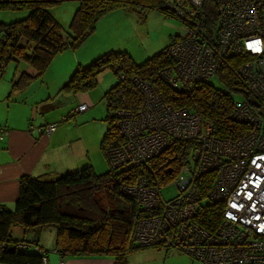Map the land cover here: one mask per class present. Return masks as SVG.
<instances>
[{
    "label": "trees",
    "instance_id": "trees-1",
    "mask_svg": "<svg viewBox=\"0 0 264 264\" xmlns=\"http://www.w3.org/2000/svg\"><path fill=\"white\" fill-rule=\"evenodd\" d=\"M62 1L67 0H0V9L24 8L28 11L18 20L0 21V73L8 61H22L40 75L56 53L77 48L93 31L96 20L112 10H128L139 16L142 10L152 9L166 16H175L170 0H68L76 1L77 6L64 37L61 26L46 10V6ZM203 8L201 27L207 41L214 46L210 36L215 29L214 9L208 0L204 1ZM165 48L138 63L125 51L106 52L76 69L63 85V89L70 92L87 90L95 85L96 73L105 67L116 75V81L101 95L107 111L102 119L106 127L99 141L103 155L106 149L123 142L115 111L134 113L141 104L142 96L133 79L156 85L165 101L173 107L194 106L211 121L213 134L217 137L235 138L246 131V125L235 124L229 119L230 93L238 92L253 104L244 82L235 74V68L244 61V56L216 60L215 77L223 88L204 81L195 83L189 93L173 92L158 74L170 64ZM28 79L27 74L21 72L11 81V89L20 88ZM196 148V142L175 141L145 165L127 171H113L108 167L105 172L96 174L90 165H84L54 176L21 175L12 209L0 204V263L43 264L46 251L34 238L31 243L35 248H18L16 244L25 240L26 232L35 233L44 227L54 229L53 251L61 258L107 255L112 257V264H127V255L139 249H174L160 245L140 246L133 241L135 223L145 214L121 186L135 183L139 176L147 177L151 184L169 183ZM212 178L213 173L208 172L198 179L197 186L203 197L210 190ZM103 193L107 205L102 201ZM221 214L222 204L204 201L195 222L214 231ZM12 227L21 230V238L11 236Z\"/></svg>",
    "mask_w": 264,
    "mask_h": 264
},
{
    "label": "built area",
    "instance_id": "built-area-1",
    "mask_svg": "<svg viewBox=\"0 0 264 264\" xmlns=\"http://www.w3.org/2000/svg\"><path fill=\"white\" fill-rule=\"evenodd\" d=\"M204 1H170L183 28L166 45L170 64L158 74L173 92L189 93L195 83L215 76L217 59L243 55L235 74L253 104L234 99L238 92L230 93L229 119L246 125V131L235 138L217 137L211 121L194 106L173 107L156 85L133 79L141 104L134 113L115 111L123 142L106 149L104 157L111 170L127 171L145 165L175 141L196 142L189 161L169 183L151 184L139 176L135 183L121 186L145 214L135 223L133 241L171 247L202 264H264V0H208L216 16L210 35L214 46L201 27ZM83 109L84 104L76 107ZM43 130L52 132L54 124ZM5 132L0 128V141ZM208 172L213 173L212 184L203 197L197 182ZM171 183L178 193L165 200L160 190ZM204 201L222 204L214 231L195 222ZM31 240L16 246L35 248Z\"/></svg>",
    "mask_w": 264,
    "mask_h": 264
},
{
    "label": "crops",
    "instance_id": "crops-1",
    "mask_svg": "<svg viewBox=\"0 0 264 264\" xmlns=\"http://www.w3.org/2000/svg\"><path fill=\"white\" fill-rule=\"evenodd\" d=\"M124 13L116 9L104 14L100 21L104 30L97 33L101 40L95 39L88 43V38H85L79 50L66 48L56 53L40 75L25 64L19 69L15 66L8 81L0 79V128L6 131L0 141V204L7 209L13 207L21 175L54 176L84 165L96 169L93 165L99 149L96 139L100 127L94 126L90 133H85L82 128V125L92 121L89 119L92 101L85 93L77 95L64 90L63 85L76 69L90 64L105 51H125L135 59L132 51L140 43L137 41L138 44L131 46L134 29L130 28V23L128 25ZM21 72L27 74L29 79L20 88L11 89V81ZM80 104H84L85 109L77 111L76 107ZM49 123L54 124V130L47 134L43 129ZM30 126L32 129H29ZM38 128L42 130L38 131ZM40 230L35 233L26 232L24 237L28 234L39 244L35 234ZM153 254L158 256L155 258H161V261H149ZM176 256H181L185 264H202L180 250L167 251L160 248L139 249L128 254L126 259L127 264H175L173 258ZM112 263V257L107 255L61 258L55 252L45 256V264Z\"/></svg>",
    "mask_w": 264,
    "mask_h": 264
},
{
    "label": "rangeland",
    "instance_id": "rangeland-1",
    "mask_svg": "<svg viewBox=\"0 0 264 264\" xmlns=\"http://www.w3.org/2000/svg\"><path fill=\"white\" fill-rule=\"evenodd\" d=\"M76 6H77L76 1H68V0L46 6V10L49 13V15L61 26V30L63 32L64 37L66 36V34L64 33H66L68 29L69 21ZM27 12H28L27 9L24 8L12 9V10L0 9V21L7 23L14 20H18L20 18L25 17ZM124 15L128 19L127 20L128 25L130 23V28L132 27L134 29L133 30L134 37H132L133 44H131V46L135 45L137 41L140 43L139 46L136 47L133 46L134 51H132V55L136 59L134 60L137 63L159 52L163 48V46L168 44L167 40L169 39L170 36L182 32L183 25L179 19H177L175 16L173 17V16L163 15L156 10L144 9L142 10L141 13L139 12V16L137 15V13L126 10ZM101 19L102 18L100 17L99 19L96 20V22L94 23L93 32L85 37L86 39L88 38L87 39L88 43L89 42L91 43V41H94L95 39L101 40V36L98 35L99 32L104 30V26L103 27L100 26ZM113 35H115V33ZM130 43H131V37H130ZM82 45L83 43L80 44V46H78L74 50L77 49L79 50ZM105 52L99 55H102ZM15 66L17 67V69H19L20 67L25 66V63L22 61H18L17 63L14 61H8L3 67L2 75L0 74V79L4 81L6 80L8 81L9 78L11 77V74ZM95 78H96V82L93 87L87 90L76 91L74 94L78 93L77 95H81L85 93L86 95H89L92 101L91 104L92 114L89 117V119H91L92 121H90L91 123L88 122L87 125H82V128L85 130V133L86 131L90 133L91 129L94 126L96 127L97 125L100 127V130L98 132V137L96 139V144L99 147V141L102 136L103 129L106 127V122H103L104 120L102 119L107 114L104 101L102 100L101 95L116 81V75L112 73V71L109 68L105 67L96 73ZM208 83H210L212 86L216 88L219 89L223 88V86L220 84V82L216 79L215 76L209 78ZM233 98L236 100L238 99L241 100L243 96L237 93L233 95ZM108 114H111V111H109ZM95 119L96 120L98 119L99 121H95ZM93 166H96V169H93L92 167L93 171L96 174L103 173L108 169V164L106 162V159L103 153L99 149H97L96 159ZM176 193H178V190L172 183L166 187H163L160 190V194L165 200L174 197ZM102 201L105 203V205H107L108 200L105 196V193L102 194ZM10 233L13 238H17V239L21 238L23 235V233L18 227H12ZM35 235L38 238V243H39L38 246H40L43 251H46V255L55 254L52 248V244L54 241V230L52 229V227H44L40 230V232L36 233ZM30 237L31 236L27 234L25 235L24 239L27 240ZM170 250H174V249H170ZM155 257L158 256H154L153 254L149 257L148 260L161 261V258H155ZM159 257H161V255ZM173 262L175 264H185V261L183 258H181V256L174 257ZM157 264H160V262H158Z\"/></svg>",
    "mask_w": 264,
    "mask_h": 264
},
{
    "label": "water",
    "instance_id": "water-1",
    "mask_svg": "<svg viewBox=\"0 0 264 264\" xmlns=\"http://www.w3.org/2000/svg\"><path fill=\"white\" fill-rule=\"evenodd\" d=\"M196 155V154H195ZM194 160H195V156H194Z\"/></svg>",
    "mask_w": 264,
    "mask_h": 264
}]
</instances>
